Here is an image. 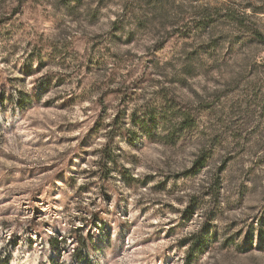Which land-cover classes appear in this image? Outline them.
Instances as JSON below:
<instances>
[{
	"label": "rangeland",
	"instance_id": "1",
	"mask_svg": "<svg viewBox=\"0 0 264 264\" xmlns=\"http://www.w3.org/2000/svg\"><path fill=\"white\" fill-rule=\"evenodd\" d=\"M247 29L264 0H0V264H264Z\"/></svg>",
	"mask_w": 264,
	"mask_h": 264
},
{
	"label": "trees",
	"instance_id": "2",
	"mask_svg": "<svg viewBox=\"0 0 264 264\" xmlns=\"http://www.w3.org/2000/svg\"><path fill=\"white\" fill-rule=\"evenodd\" d=\"M227 15L229 16L228 18L231 21L237 22V20H240L232 14ZM240 26H242V24H240ZM247 32L256 42L264 45V35L262 33L255 29H247ZM160 117L158 118L157 114L153 112L144 114L140 121L141 127L138 130L140 135L147 136V139L149 141L171 140V137L173 138L174 136H177V134H183L187 131H190L193 127V121L191 120V117L185 112H179L175 115L174 119H180L178 123V129L175 132L170 130L171 119H169L167 115L164 116V114H161ZM116 122V120L113 121L114 125H116ZM164 133H167V135H164ZM102 153L106 160L113 161V157L110 155V153L108 154V152L104 150L102 151ZM106 178L107 175L102 177V179ZM4 264H7V261Z\"/></svg>",
	"mask_w": 264,
	"mask_h": 264
}]
</instances>
